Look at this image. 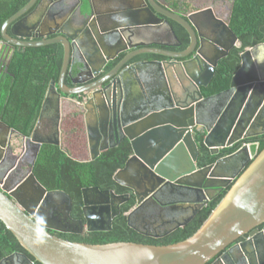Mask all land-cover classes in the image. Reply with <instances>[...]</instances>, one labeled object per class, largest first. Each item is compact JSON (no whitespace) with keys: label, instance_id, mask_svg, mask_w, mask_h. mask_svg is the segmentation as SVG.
Wrapping results in <instances>:
<instances>
[{"label":"water","instance_id":"95a60500","mask_svg":"<svg viewBox=\"0 0 264 264\" xmlns=\"http://www.w3.org/2000/svg\"><path fill=\"white\" fill-rule=\"evenodd\" d=\"M60 3L64 7L69 1L30 0L1 27L4 72L9 70L16 47L57 43L64 48L59 80L50 82L37 123L27 136L35 144V160L42 144L62 146L59 128L50 130L49 139L41 135L46 115H54L56 126L61 108L69 100L93 118L94 124L87 121L91 156L84 161L129 140L132 154L114 180L132 193L115 196L123 201L134 196L129 220L133 214H141L165 225L153 233L135 228L141 234L167 236L186 226L209 204L210 190L229 189L199 229L182 241L92 244L62 238L48 229L74 233L111 230L112 218L106 219L96 209L90 211L95 200L92 194L103 192L98 187L83 189L84 223L71 217L72 197L63 190H48L30 168L17 188L8 189L0 183V220L32 258L14 252L0 264H241L240 259L246 264H264V256L257 259L255 255L259 243L264 244V229L259 230L264 224V149L255 156L252 144L243 143L236 152L198 167L200 152L194 137L195 128L202 130L204 144L217 154L222 148L264 134L255 131L264 124V42L244 48L228 89L206 96L202 89L209 86L219 60L234 46L243 45L229 22L222 21V27L216 28L224 42L211 40L218 54L210 58L198 53L187 59L197 45H203L196 24L190 16L186 19L165 8L159 0H129V5L102 10L97 9V0H81L75 9L76 21L63 16L59 21L54 19L53 29L41 32L47 21L40 5H47L50 11ZM171 20L190 34V46L184 51L170 49L179 41ZM152 36L159 39L144 41ZM128 51L104 74L110 59ZM143 54H158L164 59L135 60ZM150 65L158 66L163 79L159 87L145 80ZM154 75L158 76L157 70ZM67 76L75 86L67 84ZM80 95H84L82 100L76 99ZM110 107L115 121L113 137L110 143L101 142L110 127L103 119V110ZM4 147L0 141V150ZM246 235L250 239L240 241Z\"/></svg>","mask_w":264,"mask_h":264},{"label":"trees","instance_id":"16d2710c","mask_svg":"<svg viewBox=\"0 0 264 264\" xmlns=\"http://www.w3.org/2000/svg\"><path fill=\"white\" fill-rule=\"evenodd\" d=\"M29 1L0 0V38L3 23ZM230 26L241 39L243 46L234 48L220 61L212 82L202 89L206 96L228 89L231 77L240 67V55L244 48L264 42V0H235ZM121 57L109 64L107 70L111 69ZM63 58L64 48L57 43L41 47H18L15 50L8 73L3 74L0 79V114H3V118L21 133L25 135L32 133L50 82L59 80ZM66 82L72 85L70 76L66 77ZM204 136L202 130L195 128L194 137L200 152L198 167L213 164L220 158L236 152L243 143L252 144L251 151L255 156L264 149V134H262L222 148L216 154L204 144ZM131 154L132 147L128 139L103 151L96 159L90 161L76 160L59 145L45 144L41 147L33 172L48 190L67 192L72 197L74 212L81 216L83 188L95 186L100 189L114 188L118 192L124 190L114 180V175L125 166ZM228 189H216L215 192H211L209 204L192 221L162 238L145 237L129 227L125 212L135 203L133 195L129 204L123 207L122 213L113 220L112 230L88 232L78 236L58 235L71 241L92 244L133 241L164 245L179 242L199 229ZM14 252H24L32 258L0 220V261Z\"/></svg>","mask_w":264,"mask_h":264},{"label":"flooded vegetation","instance_id":"af4514ba","mask_svg":"<svg viewBox=\"0 0 264 264\" xmlns=\"http://www.w3.org/2000/svg\"><path fill=\"white\" fill-rule=\"evenodd\" d=\"M68 1L69 4L65 5L64 7L60 3L61 5L57 4V6L53 7L50 11L49 8H47V5H40L39 9L45 11L44 17L45 20L47 21V24L45 25V29L44 30L41 29V32L45 31L47 33L49 30L53 29L55 24L54 19L58 21L59 19H61V17L69 15L73 18L72 20L74 21L77 20V13H75L76 11L75 9L81 3V0H68ZM159 1L165 6V8L183 16L186 19H188V17L190 16L193 22L196 24L197 27L196 33L199 34V39L201 41V44L203 43V45L201 47L200 44L197 45V47L194 49L192 54L187 59L193 58L198 53L205 54L210 58H213V54L215 55L219 53L213 47L212 39L216 38L224 42V39H222V37L218 34V32H216L217 31L216 28L218 27L220 29V27H222L221 26L222 21L225 23L229 22V26H230L235 0H159ZM97 2H98V8H97L98 10H102L103 8L116 9L119 8L120 6L129 5V0H106V2L103 3L97 0ZM172 23L178 34L179 41L175 40L174 42L177 43L176 46L171 47L170 49L176 51H184L190 46V34L181 24L175 21H172ZM38 33L39 31L33 32V35H37ZM56 35L57 34H54L48 36L47 38L55 37ZM155 39H159V38L152 36L146 38L144 41L149 42L150 40H155ZM239 40L241 41L240 38ZM249 47H253V46H249ZM17 48L18 47H16L15 50ZM234 48H236V46H234L230 50L229 54ZM127 53H129V51L125 52L124 54L118 55L114 59H110L108 61V64L106 66V71L104 74H107L111 70H113L114 67L117 65V63ZM78 54L79 53L76 52V59L78 58ZM115 54H116L115 52L112 53V56H114ZM119 57H121L120 60H118L117 63L111 69L107 70L108 65L111 64L113 61H116ZM224 58L225 57L220 59L219 63ZM136 59L157 60V59H164V57L158 54H143L135 58V60ZM2 66H3V62H1L0 59V79L2 78L3 74L8 73V72H4ZM76 66L78 67V64H76ZM75 85L72 83V85L70 86H75ZM83 96L84 95L77 96L76 99L82 100ZM103 111H104L103 119L104 120L106 119L105 122H109L110 127H107V132L105 133V136L102 134L101 142L105 140L106 142L110 143V140L113 137L112 129L114 130V126H115L114 125L115 121L113 118V110L110 107L109 109H104ZM0 119L3 122V124H0V141H3L5 145V147L1 148L0 150V183L2 186L8 189H15L17 188L18 185H20L23 181L26 180V177L29 173V169L32 168V171L34 169V165L37 160V158L35 160V153H36L35 144L27 139V136H30L31 134L25 135L20 131H18L3 118V114H0ZM88 120H90L91 124H94L91 115L90 116H87V114L85 115L84 113H82L81 109H79L76 105L72 104L68 100L63 104L61 108V112L59 114V118L57 119L56 126H55L54 115L52 113H48L46 115V119L44 122L45 128L41 136L43 138L49 139L51 138V135L49 134L53 132V129L59 128L58 130L59 139L61 140L62 143L61 146L62 150H65V152H67L71 157L74 158H79L78 155L80 154L82 155L80 157H83L85 155H88V157H90L91 150L89 147L88 133H87ZM259 128L260 129H255V131H264V124H262V126H260ZM50 130H52V132ZM77 144L80 145L83 149H80V147ZM43 145L45 144H42V146ZM74 149H78L80 153L74 152ZM74 153L76 155H74ZM91 187H95V186H91ZM122 187L124 190L121 192H118V190L114 188L112 189L99 188L103 192V194H99V195L92 194L95 195L94 197L95 200L93 207L91 208L90 211L93 212L94 209H96V212L102 211L104 213V216H106V219L112 218L111 230L113 228V220L122 213L123 207L126 204H129L130 200L132 199V195L130 200L127 201L120 200L115 196L116 194L128 195L129 193H132V190L130 188L124 186ZM83 189H82V199H83ZM215 190H210L208 194L210 195L211 192H215ZM73 205L74 204H72L71 217L76 220L82 219L83 222L85 223V218L83 213L81 216L76 214L74 212ZM134 205L128 211L125 212V216L127 217V223L130 228L134 229L136 232L138 231L135 228L143 230L144 232H148V233L149 232L153 233L158 230L162 231V229H164L165 225L163 224V221H159L158 223H153L151 220H149L147 217H144L141 214L139 215L133 214L132 218L129 220V213L133 210ZM98 225L101 226L103 224L102 222H98ZM71 229L79 230L78 227H71ZM263 229H264V224L259 226L260 231ZM48 230L55 235L63 234L67 236L68 235L78 236L89 232L87 230H83L82 232H78V233L60 232L54 229H48ZM138 233L141 234L140 232ZM141 235L145 237L153 238L144 234ZM248 239H250V236L246 235L242 237L240 241H245ZM255 255L257 259L259 255L262 257L264 256V244H262L261 242L258 245L257 253H255ZM252 256L253 255H251V257ZM240 263L246 264L242 259H240Z\"/></svg>","mask_w":264,"mask_h":264},{"label":"crops","instance_id":"0c3cea01","mask_svg":"<svg viewBox=\"0 0 264 264\" xmlns=\"http://www.w3.org/2000/svg\"><path fill=\"white\" fill-rule=\"evenodd\" d=\"M60 20V19H59ZM58 20V21H59ZM158 71V76L157 75H154V71ZM147 79V81L149 82H152L155 84V86L159 87L161 83H163V79L160 75V71L158 70V66L156 65H150L148 68H147V72L145 73V80ZM263 123H261L257 129H260L259 127L262 126ZM76 159H80V158H76ZM88 159V158H87ZM82 161L86 160V159H80Z\"/></svg>","mask_w":264,"mask_h":264},{"label":"rangeland","instance_id":"374dc122","mask_svg":"<svg viewBox=\"0 0 264 264\" xmlns=\"http://www.w3.org/2000/svg\"><path fill=\"white\" fill-rule=\"evenodd\" d=\"M78 145V144H77ZM79 147H80V149H83L80 145H78ZM74 152H79V150L78 149H74ZM80 153V152H79ZM74 155H76L75 153H74ZM79 156V158L80 159H87V158H89L88 157V155H85V156H83V157H80V156H82L81 154L80 155H78Z\"/></svg>","mask_w":264,"mask_h":264}]
</instances>
